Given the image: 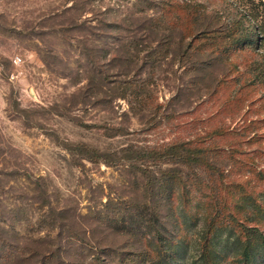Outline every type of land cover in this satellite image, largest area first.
<instances>
[{"label":"rangeland","instance_id":"obj_1","mask_svg":"<svg viewBox=\"0 0 264 264\" xmlns=\"http://www.w3.org/2000/svg\"><path fill=\"white\" fill-rule=\"evenodd\" d=\"M165 1L0 0V264H198L217 231L198 208L160 200L147 185L158 166L126 150L214 122L235 126V153L220 164L226 173L235 158V210L222 219L235 238L264 233V84L219 108L210 93L228 63L192 54ZM176 1L197 4L198 28L235 23L250 4ZM127 81L138 93L118 96ZM79 142L110 162L66 148ZM220 247L218 264H245L231 238Z\"/></svg>","mask_w":264,"mask_h":264},{"label":"trees","instance_id":"obj_2","mask_svg":"<svg viewBox=\"0 0 264 264\" xmlns=\"http://www.w3.org/2000/svg\"><path fill=\"white\" fill-rule=\"evenodd\" d=\"M196 5L167 0L162 4V8L165 16L180 26L184 37L187 38L186 47L192 54L205 55L228 63V70L217 78L210 94L219 101V108H227L228 105L235 108V91L246 86L258 90L257 88L264 84V0H250L243 15L244 17L247 15L245 19L241 16L235 19V23L217 27L208 25L197 27L202 11ZM184 9H187V13H184ZM255 51H258V56L253 58L251 53ZM245 52L248 54H241ZM237 55L238 59L235 60ZM89 57L99 71L105 73L98 58L91 53ZM202 62L199 60L197 65L198 74L205 68ZM237 82L239 87L235 90ZM120 88L118 93L120 97H125L127 91L138 93L137 85L133 81H127ZM262 96L264 92L260 95ZM194 134L193 137L173 139L160 144L157 148L126 150V157L139 158L142 163L149 158L152 159L158 166V174L153 175V180L149 179L147 183L149 189L157 190L156 195L161 196L160 200L163 198H166V201L182 200L185 208L189 206L198 208L205 215V227L209 226L217 231L215 237H207L204 240L197 256L200 264H218L220 246L223 241L230 238L232 244L237 245L236 252L245 264H264V233L255 231L251 232L252 238H235L234 227L222 219L230 215L231 210H235V201L234 205L230 202L234 195L230 188H235V172H232V167L235 168V158L231 159L233 165L225 169L226 173L220 166L223 159L221 156L230 158L232 153H235V126L214 122L207 130L203 129ZM66 148L81 158L103 159L107 163L110 162L109 157L104 156L102 151L89 148L83 142L71 143ZM140 170L145 175L148 171L146 167L144 169L141 166ZM230 177L232 180L228 179ZM222 189L224 190L221 191ZM209 211L210 217H207ZM154 214L157 216L159 213L156 210ZM233 219L235 220V216ZM157 221L159 220L156 217L151 224L155 225ZM224 231L226 235L223 234ZM3 242L7 243L6 240ZM207 245L210 248L205 250L204 247ZM156 256L163 258L165 254L158 250ZM162 260L164 262V259Z\"/></svg>","mask_w":264,"mask_h":264},{"label":"built area","instance_id":"obj_3","mask_svg":"<svg viewBox=\"0 0 264 264\" xmlns=\"http://www.w3.org/2000/svg\"><path fill=\"white\" fill-rule=\"evenodd\" d=\"M18 58H19V57H18ZM19 59H20V58H19ZM19 59H18V60H19Z\"/></svg>","mask_w":264,"mask_h":264}]
</instances>
